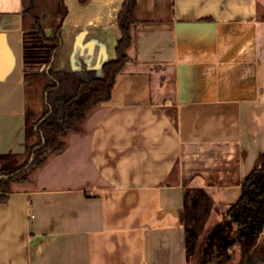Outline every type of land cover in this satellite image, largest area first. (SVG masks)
Returning a JSON list of instances; mask_svg holds the SVG:
<instances>
[{
	"label": "crops",
	"instance_id": "0c3cea01",
	"mask_svg": "<svg viewBox=\"0 0 264 264\" xmlns=\"http://www.w3.org/2000/svg\"><path fill=\"white\" fill-rule=\"evenodd\" d=\"M124 2L0 0V170L36 144L50 71L103 78ZM135 17L111 99L0 205V264H264V229L249 245L231 219L264 154V0H137Z\"/></svg>",
	"mask_w": 264,
	"mask_h": 264
},
{
	"label": "trees",
	"instance_id": "16d2710c",
	"mask_svg": "<svg viewBox=\"0 0 264 264\" xmlns=\"http://www.w3.org/2000/svg\"><path fill=\"white\" fill-rule=\"evenodd\" d=\"M89 0H79L82 5ZM27 12L34 13L35 0H29ZM137 0H125L118 15V24L122 32L116 48L117 59L103 68V78L97 73L83 68L74 73L49 72L51 84L45 87V99L49 110L37 123V143L31 148L30 158L34 159L29 168L26 163L19 169L0 170V205L12 192L14 184L29 180L31 171L45 164L48 156L65 150L63 137L79 128L89 113L97 106L111 99L116 77L121 74L129 62V51L138 32L142 27L135 17ZM61 27H58L54 41L55 51L61 45ZM207 201L200 193H195L187 199V208L191 215L199 207L207 206ZM194 217V216H193ZM231 219L238 228L239 238L246 244L253 243L264 229V154L258 169L250 173L242 183V193L237 205L232 209ZM199 222L202 218H198Z\"/></svg>",
	"mask_w": 264,
	"mask_h": 264
},
{
	"label": "rangeland",
	"instance_id": "374dc122",
	"mask_svg": "<svg viewBox=\"0 0 264 264\" xmlns=\"http://www.w3.org/2000/svg\"><path fill=\"white\" fill-rule=\"evenodd\" d=\"M60 7H59V4L56 2L54 5H53V7H52V10H50V11H52V15L55 17V15L59 12V10H61V9H59ZM43 11H45L44 9H43V6H39L38 7V9H37V11L34 13V14H29V17H33L34 15H37V16H42L44 13H43ZM63 11L64 12H66V10L64 9V10H62V13H63ZM53 17V18H54ZM65 17H66V14H65ZM52 21V20H51ZM51 84V81L50 80H47L46 79V81H44V83H43V88L44 87H46V86H48V85H50ZM44 95V94H43ZM43 97V96H42ZM46 97V96H45ZM44 100V97L42 98V101ZM44 101H46V99L44 100ZM43 111H44V114L49 110V107L47 106V104L45 103H43ZM40 117V116H39ZM43 117V116H42ZM36 143H37V141H36ZM32 148V147H31ZM30 148V149H31ZM32 150V149H31ZM30 150V151H31ZM31 158H32V156H31ZM31 158H30V154H29V156L27 157V159L18 167V168H15V169H13V170H16V169H19V168H21L22 166H24L26 163H30V160H31Z\"/></svg>",
	"mask_w": 264,
	"mask_h": 264
},
{
	"label": "water",
	"instance_id": "95a60500",
	"mask_svg": "<svg viewBox=\"0 0 264 264\" xmlns=\"http://www.w3.org/2000/svg\"><path fill=\"white\" fill-rule=\"evenodd\" d=\"M33 159H34V154H33L32 158H31L30 163H29V165L27 166V168L30 167V165H31V163H32V161H33Z\"/></svg>",
	"mask_w": 264,
	"mask_h": 264
}]
</instances>
